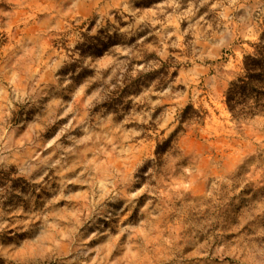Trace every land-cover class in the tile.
<instances>
[{
    "label": "rangeland",
    "instance_id": "1",
    "mask_svg": "<svg viewBox=\"0 0 264 264\" xmlns=\"http://www.w3.org/2000/svg\"><path fill=\"white\" fill-rule=\"evenodd\" d=\"M259 42L264 0H0V264H264Z\"/></svg>",
    "mask_w": 264,
    "mask_h": 264
},
{
    "label": "trees",
    "instance_id": "2",
    "mask_svg": "<svg viewBox=\"0 0 264 264\" xmlns=\"http://www.w3.org/2000/svg\"><path fill=\"white\" fill-rule=\"evenodd\" d=\"M262 95H264V42H259L252 54L244 56L243 72L227 88L225 104L233 117L251 118L264 108V103L260 100ZM199 118L200 114L191 105H187L180 115V124ZM168 140L170 138L165 142ZM161 147L162 145H158V150Z\"/></svg>",
    "mask_w": 264,
    "mask_h": 264
}]
</instances>
